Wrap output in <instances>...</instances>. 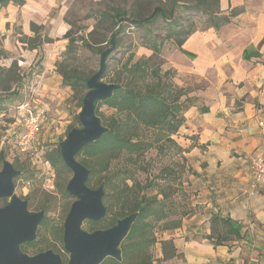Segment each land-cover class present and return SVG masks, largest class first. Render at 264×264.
I'll return each instance as SVG.
<instances>
[{
	"label": "crops",
	"instance_id": "crops-1",
	"mask_svg": "<svg viewBox=\"0 0 264 264\" xmlns=\"http://www.w3.org/2000/svg\"><path fill=\"white\" fill-rule=\"evenodd\" d=\"M68 2L24 0L0 6V49L9 60L19 51L27 68L40 54L37 103L46 109L49 100L69 92L60 87L61 76L52 64L68 44ZM217 9L230 13V21L219 27L205 23L180 49L162 56V69L173 68L174 81L198 97L185 110L176 136L182 146L196 145L184 153L191 212L179 227L159 235L152 264H264V186L252 187L249 163L252 156L264 155V0H219ZM31 24L46 29L51 38L39 52L20 41L22 35L33 36ZM140 53L149 56L151 51ZM4 63L0 67L10 66ZM48 119L46 110L43 126ZM212 216L226 218L239 235L226 232L225 240L214 243L224 230L217 225L212 232ZM164 239L174 247L167 259Z\"/></svg>",
	"mask_w": 264,
	"mask_h": 264
},
{
	"label": "trees",
	"instance_id": "trees-1",
	"mask_svg": "<svg viewBox=\"0 0 264 264\" xmlns=\"http://www.w3.org/2000/svg\"><path fill=\"white\" fill-rule=\"evenodd\" d=\"M9 3L22 5L24 0H0V6H6ZM218 3L219 0H170V6H155L146 16L134 18L126 16V11L117 7L96 12L95 27L102 29V41L110 45L111 38H114L115 48H118L119 33L127 24L142 26L145 27L148 38L144 39L141 45L151 50L149 56L137 58L134 53H129L118 70L108 78V83H115L118 87L113 90L111 96L95 101V114L107 127V131L94 142L84 145L77 153V160L89 170L87 186L97 188L102 185L104 189L102 201L106 213L99 221L87 220V230L107 228L127 214H137L127 235L119 245L121 258L117 260L108 256L100 264H152L151 250L158 241L159 235L179 227L182 218L191 212L186 202L189 194H185L182 190L181 179L183 174L189 171L185 164L184 153L196 144L191 142L189 146H182L176 136H179L178 131L185 122V110L195 105L198 97L191 95L190 90L179 86L174 81V70L171 68L161 70L163 59L160 60V58H162L164 46L166 47L163 43L165 40L170 41L173 48L180 49L184 40L197 29L195 24H184L177 16V5H183L186 9L204 16L207 23L210 22L213 26L219 27L230 21L231 14L218 11ZM158 16L168 22L167 29L162 35L153 34L149 27L146 28V25L151 24ZM40 29L43 28L31 24L33 36L22 35L20 41L27 48L37 49L39 52L44 43L51 42L47 33H40ZM95 31L93 29L88 36L78 39L74 36L75 32L71 28L68 29L64 34L68 44L63 52V58L74 52L78 41L82 46L101 53V50L95 49L87 38L91 37ZM0 55H7V53L0 49ZM36 59L28 68L29 74L39 72V70L34 72L32 69L40 65L42 58L39 53ZM55 65L57 73L61 76V84L71 89L73 98H76L79 106H82V98L87 90L86 80L93 73L84 74L64 60L56 61ZM18 70L15 63L9 67H0V85L5 83L3 89L6 90L3 95H0V111L6 112L21 98V72ZM106 75L108 74L105 69L102 78ZM12 83L14 85L11 88ZM103 104L113 110L108 117L100 115L99 106ZM200 110L205 112L207 107L201 106ZM75 120L77 124H80L78 115ZM74 127H76L74 124L68 125L66 135ZM60 141H57L53 147H49L42 140L36 146V154L48 160L57 174L69 172L60 156ZM4 148L5 146L0 147V163L5 160ZM150 149H155V156L158 158L178 155L179 161L174 165L160 167L158 174L150 179L147 178L145 183H141L137 180V174L147 173L149 160L145 159V153ZM27 163L29 165L30 161ZM27 163L17 157L14 158L12 165L20 171L14 179L23 176L27 180L34 178V172L28 169ZM56 185L64 197H70L65 190L66 184L62 187ZM151 191L155 193L152 194ZM29 196L30 194H27L23 197L28 200V204ZM47 209L48 207L43 204L38 207L37 211L43 210L45 215L37 227L36 238L32 242L21 245L24 253L34 255L47 250L50 246L47 238L49 236L55 237L63 247V222H55L46 215ZM210 222L213 233L217 225L224 230L222 236L219 234L214 237V243L225 240L226 232L239 235L238 230L231 227L226 218L212 216ZM160 242L163 259L171 257L174 254L171 239ZM63 262H65L64 259Z\"/></svg>",
	"mask_w": 264,
	"mask_h": 264
},
{
	"label": "rangeland",
	"instance_id": "rangeland-1",
	"mask_svg": "<svg viewBox=\"0 0 264 264\" xmlns=\"http://www.w3.org/2000/svg\"><path fill=\"white\" fill-rule=\"evenodd\" d=\"M155 6L168 7L170 6V0H69V2L67 3L68 9L64 15V19L68 24L69 29L71 28V30L75 32L74 36L78 39L88 36L89 32L93 29L96 30L91 37L89 36L87 38L89 42H91L95 46V49H100L102 52L104 49L110 47V45L101 40L103 34L102 29H96L95 27L97 23V11L111 10L112 8L117 7L124 9L126 11V16L134 18L146 16L153 10ZM177 16L181 18L184 24L193 23L197 26V28L203 27L204 25H206L205 23H207L204 16L186 9L183 5H177ZM167 26L168 22L165 21L162 17L158 16L155 21H153L151 24L146 25V28L149 27L153 34L162 35L165 33ZM39 32L47 33L46 29H40ZM146 36L147 35L145 34V27L134 26L131 24L126 25L124 30L119 33V47L115 48L106 60V72L108 75H106V77L104 78H101L103 82L108 83V78H110L118 70L120 64L124 62L129 53H134L135 58L145 56L140 52L147 49L146 47L141 45L144 39L146 40V38H148ZM94 42L97 43L95 44ZM163 43L166 45V47L164 46V50L162 51L161 56H163V53H165L166 51L173 49L170 41L165 40ZM77 44L78 46L75 48L74 52L68 55L70 56V58L68 56L63 58V51L60 54L59 58H56L54 63H52L55 67L56 72L57 69L55 62L61 60H64L66 61V63L76 67L80 72L84 74H92L97 70L101 53L82 46L80 41H78ZM22 48H24V46ZM19 55V51H16V55L14 57H10L11 60L8 59L9 57L7 55H0V63L3 64L4 62H6V64L10 63L9 65L15 63L19 68L18 71L23 72V76L26 80H29L35 76V78L38 79L37 76L40 74L41 65L32 68L34 72H38L39 70L38 73H34L33 75L29 74L27 63H25L24 59ZM162 59L163 58H160V60ZM21 60L23 62H20ZM171 69L174 70L173 68ZM161 70L164 71L162 69V66ZM13 85L14 83L11 84V88L13 87ZM61 86L65 87L62 84L60 85V87ZM3 87H5V83H2V85H0V95H3L6 92ZM68 90L69 92H66L68 93V95L63 93L59 97L49 100L47 103L46 110L49 115L48 120L50 123L48 122V124L46 123L43 126L39 140H42L41 138L43 133L45 136V145H48L49 147H53L57 141H62L66 137L65 131L68 125L74 124L76 127H79L78 125H80L77 124L75 119L81 109V106H79L78 100L76 98H73L71 89L69 88ZM99 112L101 116L108 117L112 114L113 110L103 104L99 106ZM8 116L9 114L7 112L0 111V131L3 130L2 124L5 122H9ZM189 138L191 139V137ZM180 142L183 143L182 141ZM184 146H187V143H184ZM4 149L6 153L5 160L11 163L16 157L20 160H23L25 163L30 161L29 165L27 163V167L29 170L34 172V178L31 180H27L23 176L14 179L15 192L19 197L24 199V196L30 194L28 198L30 204H28V209L31 211H37L38 207H40L42 204L46 205L48 207L46 215L52 218L55 222H63L68 212L67 209L70 207V204L72 203L74 198L71 196L69 198L64 197L61 194L60 190L57 188L56 184L60 185L61 187L65 186L72 175L71 171L69 170V172H60L59 174H57L56 169L54 167H51L54 174V176H52L51 178H54L52 180L54 182V188L51 189V187L46 183L44 174L41 173L42 166L40 164H33L28 155L18 153L16 147L13 145V142H9L8 144H6ZM155 154V149H150L145 153V159L149 160V167L147 166V173L139 172L137 174V180L141 183H145L147 178L150 179L154 175L158 174V170L160 167L169 164L174 165L175 162L179 161L178 155H173L170 158L161 159L156 157ZM1 167L2 163H0V169ZM187 174L188 173L185 172L181 179L183 186L182 190L185 194L190 195L185 186ZM151 193L153 194L155 193V191H151ZM24 200L28 201L27 199ZM6 202L7 199H0V206ZM86 222L87 220H85L81 225V227L85 230H87ZM47 238L50 243L48 249H51L53 252L59 254L61 258L63 257V259L65 260L64 263H66L68 260V253L63 249V247L55 237L49 236ZM151 251L153 255V248Z\"/></svg>",
	"mask_w": 264,
	"mask_h": 264
},
{
	"label": "water",
	"instance_id": "water-1",
	"mask_svg": "<svg viewBox=\"0 0 264 264\" xmlns=\"http://www.w3.org/2000/svg\"><path fill=\"white\" fill-rule=\"evenodd\" d=\"M110 43V47L100 54L97 70L86 80L87 90L78 112L81 126L70 129L59 143L62 162L72 173L65 190L74 198L63 221L62 242L68 260L64 263L60 255L51 249L34 255L22 251V244L36 238L37 227L45 213L43 210H29L27 201L16 194L14 178L20 171L4 160L0 169V199H7V202L0 206V264H100L108 256L117 260L121 258L119 245L137 214H127L107 228L83 229L81 225L85 220H101L106 208L102 201L103 186H87L89 170L76 158L84 145L94 142L107 131L95 114V101L111 96L118 87L115 83L101 80L106 60L115 49L114 38Z\"/></svg>",
	"mask_w": 264,
	"mask_h": 264
},
{
	"label": "built area",
	"instance_id": "built-area-1",
	"mask_svg": "<svg viewBox=\"0 0 264 264\" xmlns=\"http://www.w3.org/2000/svg\"><path fill=\"white\" fill-rule=\"evenodd\" d=\"M20 75L21 98L6 111L9 114V122L2 124L0 147L13 142L18 153L28 155L33 164L42 166L41 173L44 174L47 185L53 189L51 178L54 174L51 165L48 160L36 154V146L40 142L39 138L46 116V107L37 103L38 79L35 76L26 80L23 72ZM262 124L263 122H259V125ZM249 163L252 172V187L264 186V155L252 156Z\"/></svg>",
	"mask_w": 264,
	"mask_h": 264
}]
</instances>
